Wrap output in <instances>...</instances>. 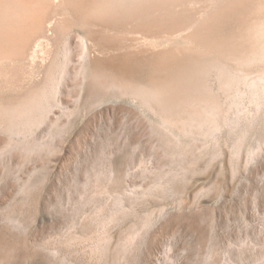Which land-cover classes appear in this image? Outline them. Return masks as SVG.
Masks as SVG:
<instances>
[{
    "label": "rangeland",
    "instance_id": "374dc122",
    "mask_svg": "<svg viewBox=\"0 0 264 264\" xmlns=\"http://www.w3.org/2000/svg\"><path fill=\"white\" fill-rule=\"evenodd\" d=\"M61 1L50 27L35 33L30 19L28 35L0 38L3 110L60 67L32 124L0 116V264H264V103L256 112L246 98L214 134L164 125L108 85L118 72L148 84L161 38L84 26Z\"/></svg>",
    "mask_w": 264,
    "mask_h": 264
},
{
    "label": "bare ground",
    "instance_id": "6f19581e",
    "mask_svg": "<svg viewBox=\"0 0 264 264\" xmlns=\"http://www.w3.org/2000/svg\"><path fill=\"white\" fill-rule=\"evenodd\" d=\"M55 3L60 4V0H0V38L15 40V33L12 32L18 34L24 31V29L20 30L24 24L35 27V24H32L33 21H39L34 32L44 30L45 26L50 27L51 22H49L50 19L47 20V12ZM63 3L72 6L74 12L81 13L84 20L82 24L88 25L87 27L92 25L89 26L90 23H97L104 26L103 28L127 25L130 29L131 25L132 30L134 28V31L140 30L145 38H150L153 34L161 38L163 43L160 42L159 50L156 49L157 51L152 53V61L149 63L151 72L148 84L128 80L123 72L110 74L113 78L106 77V79H109V86H114L124 94H131L141 99L143 104H147L161 116L163 122L180 126L184 133L190 132L191 135L201 132L214 134L213 132L220 130L224 121L229 119L232 121L231 110L244 112L246 98L254 109L256 107V112L262 109L264 103V0H63L62 6ZM200 4L203 6L202 13L200 12L199 15L198 7L199 9L196 10L199 16L195 17L196 13L191 16L190 7H197ZM24 26L26 30L27 25ZM30 28L28 26L27 31ZM31 30L30 35H32ZM26 35L23 36L26 37ZM90 36L87 35L88 38ZM83 37H81L82 41L86 44L87 37ZM32 38H28L29 43L24 41L26 46L30 44ZM94 42L93 40L92 43ZM97 42H95L96 45H98ZM25 43L22 41L24 46ZM0 45L6 48L9 46L8 42L4 44L0 42ZM20 49L22 50L21 47ZM6 52L4 48L3 57ZM6 55L8 56L7 53ZM82 55L84 56V53ZM55 67L52 66L51 70L58 69L59 66ZM53 70L49 79L45 76L48 81H45L44 87L41 86L38 91H33V94L31 92L32 95L29 94L31 96L28 95L27 99L17 102V105L7 106L4 110L0 107L2 109L0 116H4L8 121L4 120L13 125L25 124L31 119L34 120L33 118L36 119L35 116H38L39 112L42 113V110L45 111L49 107H46V104L56 90L57 81L54 78L55 72L59 69ZM13 125L9 126L13 128Z\"/></svg>",
    "mask_w": 264,
    "mask_h": 264
}]
</instances>
